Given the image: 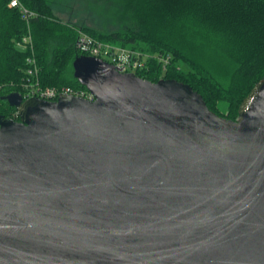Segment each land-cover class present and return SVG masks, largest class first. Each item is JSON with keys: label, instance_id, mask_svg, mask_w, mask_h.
<instances>
[{"label": "water", "instance_id": "95a60500", "mask_svg": "<svg viewBox=\"0 0 264 264\" xmlns=\"http://www.w3.org/2000/svg\"><path fill=\"white\" fill-rule=\"evenodd\" d=\"M73 68L94 101L3 97L0 264H264V78L231 120L175 80Z\"/></svg>", "mask_w": 264, "mask_h": 264}, {"label": "trees", "instance_id": "16d2710c", "mask_svg": "<svg viewBox=\"0 0 264 264\" xmlns=\"http://www.w3.org/2000/svg\"><path fill=\"white\" fill-rule=\"evenodd\" d=\"M10 1L0 0V115L8 119L19 120L3 97L35 79L28 73L31 57L39 87L86 91L73 68L85 56L75 45L81 32L147 55L137 76L187 84L211 111L231 120L264 78V0H96L99 28L62 20L49 0H18L34 13L26 20ZM29 34L34 52L17 46Z\"/></svg>", "mask_w": 264, "mask_h": 264}, {"label": "built area", "instance_id": "2783aa9c", "mask_svg": "<svg viewBox=\"0 0 264 264\" xmlns=\"http://www.w3.org/2000/svg\"><path fill=\"white\" fill-rule=\"evenodd\" d=\"M11 8H18L22 13L23 17L28 20L34 15L26 9L18 0L10 1ZM76 48L87 57H93L102 59L103 61L114 66L116 70L120 73H133L136 74L139 70L145 68L142 56L140 52L134 51L132 49L124 48L121 46L102 43L96 41L91 36L80 33L79 38L76 41ZM17 46L21 49H31L34 52V45L32 36L29 34L27 37L23 38L22 41L17 43ZM28 63L32 65L28 73L32 76H36L32 81L29 79L26 83H23L20 91L24 99L39 98L47 101H56L62 94H70L73 96L85 98L89 101H94V96L87 90H75L70 87L62 88H41L39 87V82L37 79V74L39 72L38 65L34 57L28 59ZM13 86L14 83H11Z\"/></svg>", "mask_w": 264, "mask_h": 264}, {"label": "rangeland", "instance_id": "374dc122", "mask_svg": "<svg viewBox=\"0 0 264 264\" xmlns=\"http://www.w3.org/2000/svg\"><path fill=\"white\" fill-rule=\"evenodd\" d=\"M49 1H53L54 4L55 3L57 4L56 6L59 9L58 13L61 16L62 20L70 21V22L79 21L81 23L87 22L91 26L99 28V25L96 22L98 21L96 15L99 14L96 11V6H98L96 0H49ZM103 3L104 2H102V5H104ZM114 26H110L109 29L116 30L117 27ZM220 107H222L223 110H226L225 104L221 103Z\"/></svg>", "mask_w": 264, "mask_h": 264}]
</instances>
